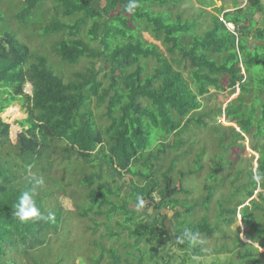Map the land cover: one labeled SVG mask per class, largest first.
I'll list each match as a JSON object with an SVG mask.
<instances>
[{
    "label": "trees",
    "instance_id": "16d2710c",
    "mask_svg": "<svg viewBox=\"0 0 264 264\" xmlns=\"http://www.w3.org/2000/svg\"><path fill=\"white\" fill-rule=\"evenodd\" d=\"M97 1L52 0L51 11L46 0H16L18 5H12L24 26L40 16V39L56 34L51 54L61 64L70 68L81 60L89 62L72 81L65 82L48 68L42 52L30 51L0 27V264H23L16 258L20 256L31 264H43L28 254L44 247L49 251V236H56L61 226L58 195H68L65 188L69 185L88 190L84 208L72 204L73 212L82 218L89 214L104 217L107 222L118 216L115 225L133 239L124 246L132 248L126 249L125 257L109 251V264H129V258L135 264H171L173 256L165 255L168 244L182 251L184 260L227 253L225 245L205 250L198 244L190 247L187 241L177 242L185 228L199 233L201 239L217 232L205 217L194 224L179 220L194 209L178 197L190 193L182 186L184 180L206 167L202 163L207 153L211 165L203 178L205 196L198 206H207L226 180L229 190L217 205V219L230 225L241 207L243 236L249 243L239 241L237 229V259L223 264H264V253L258 252L264 249V184L253 180L257 166L264 172V5L247 0L250 4L242 8L225 13L217 9V15L199 11L196 18L182 21L181 13L171 12L181 0H136L138 7L132 13L125 11L129 0H104L102 7L95 6ZM198 2L205 8L212 5L210 0ZM60 16L77 18L66 24ZM83 30L87 40L80 38ZM151 61L154 66L150 68ZM27 84L31 95L24 92ZM227 89H237V97L225 106L224 102L211 106V100ZM16 102L24 106L26 117L16 122L21 131L11 144L10 125L1 115ZM200 130L213 135L214 145L197 141ZM245 137L258 155L254 172L252 167L239 168L237 159L229 158L234 149L245 151ZM171 154L172 160L162 171V160ZM51 155L57 156L59 181L49 180ZM41 157L44 165L38 167ZM189 157L191 165L181 167L173 177L178 160ZM104 174L111 184L103 183ZM67 175L75 178L64 182ZM41 177L54 187L49 188L48 182L45 187L35 185L34 178ZM127 177L132 190L124 192L131 197H120ZM33 188L36 207L45 219L21 222L15 215L16 205L22 193ZM137 196L145 201L143 209L136 207ZM149 208L158 215L143 224L140 217ZM175 208L171 237L163 211ZM49 213L53 219H47ZM106 230L110 236H119ZM140 242L149 248L141 250ZM61 262L59 258L55 264Z\"/></svg>",
    "mask_w": 264,
    "mask_h": 264
},
{
    "label": "rangeland",
    "instance_id": "374dc122",
    "mask_svg": "<svg viewBox=\"0 0 264 264\" xmlns=\"http://www.w3.org/2000/svg\"><path fill=\"white\" fill-rule=\"evenodd\" d=\"M52 0H46V8L51 11L52 7L54 6V3L51 2ZM22 2V1H21ZM260 2L264 5V0H260ZM210 3L212 5L208 8H205L203 5H201L198 0H181V2L175 7L172 8L169 5V8L171 9L172 15L181 13V20L184 21L186 19H192L196 18L199 11H203L208 13L209 15H217L216 10H224L223 13L227 11H231L234 7L242 8L244 6H248L250 4V1L247 0H210ZM13 4H17L16 0H0V14L3 17V20L0 23V27H2V30L8 32L9 34L13 35L18 39L19 41L26 44L30 51L33 52H42V56L47 58L48 68L55 71V73L59 74L60 77L65 81H72L74 79V74L78 72H82L85 67L89 64L87 60H81L76 66H70L67 67L66 65H63L57 60L54 56L51 54V45H53L55 41L56 34L51 35L50 37L46 39H40L37 35L38 32H40L38 22L41 20L40 16L36 17V20H34V23H31V25H22L16 15V10L13 8ZM105 4L104 0H99L96 2V7H102ZM42 12V11H41ZM220 18L222 15H219ZM207 17V15H206ZM62 22L66 24H72L74 20L77 18H67L60 16ZM259 16L257 15L255 17L256 20H258ZM202 19V18H201ZM50 20H57L52 19ZM175 20V18H174ZM203 20V19H202ZM207 22V19L204 20ZM87 29V28H86ZM145 39L148 41H151L150 37L147 34H143ZM80 38L83 40L86 39V30H83V32L80 34ZM57 40V39H56ZM251 43V42H250ZM160 50H162L159 47ZM37 54V53H36ZM39 55V54H37ZM49 56V57H48ZM154 66V63L151 61L148 63V67ZM24 92L28 95H31V87L27 84L24 88ZM214 91H211L213 93ZM238 95V90L235 89V91L226 90L223 93H218L216 96V99L211 100V106L215 104L216 102H224L222 106H225L228 102L234 100ZM90 108L92 112H95L94 108V102L91 101ZM6 110H10L8 114ZM5 110V114L1 115L2 121L5 123V121H9V140L11 144H15L16 136L21 131V128L16 124L17 121L23 120L26 117V110L24 106L22 107L19 102H16L12 104L8 109ZM14 110L19 114V117L14 118ZM103 111V108L100 110ZM12 120V121H11ZM221 123H223L225 126L228 124L225 123L224 119H218ZM231 127H235V125H230ZM237 129V128H236ZM205 137V138H204ZM197 141L199 140L200 144L206 145V146H212L215 143V139L212 134L207 133L205 135L204 131L200 130V133L198 132V135L196 136ZM258 140L256 141V143ZM204 143V144H203ZM244 145V152L240 153L241 151H238L237 149H234V152L230 153L229 158L231 160L237 159V166L239 168H249L252 167V171H255L256 168V159L258 158V155L251 151L249 148V139L245 137V141L243 143ZM201 145V146H202ZM215 149V148H214ZM212 150V149H211ZM197 149L194 148V152H196ZM210 152V151H209ZM193 153V152H192ZM210 155L207 153L203 158V163L206 167L199 173L194 176L186 177L183 183V187L190 191L189 194L186 195H178L179 199L181 201H184L186 204H190L194 206V209L191 213L187 215H183L179 220L184 221V223H197L202 217H205L207 219V223L209 225H212L217 232L215 235H213L212 238H202L203 243L198 244L202 249L205 250H213L220 248V245L227 246L228 252H221L219 255L215 256H206L201 257L198 259H190L187 257L185 260L182 256V251L176 249L177 247L175 245H166V252L165 255L173 256L172 257V263L171 264H180L181 262L183 264H197V260L203 261V264H211L212 262H218V263H226L230 259L234 258L237 259L238 252L240 249L234 247V239L236 235V230H239L238 238L239 241L242 243L249 244L246 242L243 236V227L241 224V212H239L240 208H237L236 211V217L235 220L231 222L230 225H227L222 221V219H217L218 209L217 205L223 201L224 194L228 192L229 187H226L225 184L222 186L221 191H217L213 193V197L211 201L207 204V206H198V204L201 202L202 197L205 196L203 186H204V180L203 178L207 174V168L211 165ZM173 158V154H171L166 159L162 160V171L166 170L170 161ZM51 163H52V169L49 170L50 172V178L49 180L53 182V179H56L59 181V173L60 170L56 167L57 165V156L51 155ZM186 162V163H184ZM191 157H189L187 160L180 159L177 162V165L173 168L172 176L177 177V170H179L181 167H186L187 165H191ZM43 159L42 157L39 158V160L36 161V165L38 167H42ZM55 168H53L54 166ZM187 166V167H188ZM226 173H220V176L225 175ZM232 175L231 172H229V177ZM75 178V177H74ZM74 178L71 179L70 176H66L64 179V182H71ZM107 177V175L104 174L103 176V183L108 182L111 184V179ZM231 179V177H230ZM246 179V177H244ZM124 186L125 188L120 191V197L127 196L131 197L130 195L126 194L124 190L131 191V185L129 183L128 177L124 180ZM21 182V181H20ZM48 182L47 180L44 181V187L45 183ZM228 185V184H227ZM48 187H54V185L50 182H48ZM95 187V186H93ZM65 188V187H64ZM56 189H59L56 187ZM67 190L68 195L61 196L59 193L58 195V201L60 202V205L62 207V218H61V226L58 231V234L56 236L50 235L49 236V251H46L47 247L38 249L36 251L30 252L28 254L29 257L35 258L36 260H41L43 264H55L58 259L60 258L62 262L60 264H109L111 263V258L109 251L113 250L121 257H125V251L126 249L130 251L131 247H124L125 244L131 245L133 243L132 238H128V232L127 230H120L115 225V222L120 219L118 216H112L111 220L107 222V219L104 217H96L93 214H89L88 217L82 218L77 213L73 212L74 208L73 205L79 206V208H84L86 204V193L88 190L81 188L79 185H69L65 188ZM223 192V193H221ZM256 192H259L257 189ZM255 192V193H256ZM254 193V195H255ZM264 195V193H263ZM240 196V195H239ZM234 198V197H233ZM158 199V197H156ZM77 201V202H73ZM249 200L245 201L244 206L247 205ZM55 204V203H54ZM73 204V205H72ZM56 206V205H54ZM53 206V207H54ZM191 207L187 205V208ZM105 209V208H104ZM178 208H175L174 210H168L163 211V214H166L167 219L165 221L166 230L169 232L171 237H173V227H174V221L173 218L176 217V211ZM179 210L183 211L182 208H179ZM145 217H140V221L143 222V224L151 223L154 221L156 216L158 215L153 211L152 208H149L143 212ZM142 218V219H141ZM94 221V222H92ZM98 224V226L96 225ZM109 228L114 233L119 234L118 237L110 236L107 233L106 228ZM201 239V238H200ZM170 246V247H168ZM255 248L257 247L254 245ZM139 247L141 250H147L149 248V245L144 244L143 242L139 243ZM236 248V249H235ZM101 250H104L102 253ZM134 252V251H133ZM258 252L260 254L264 253V249H258ZM164 255V256H165ZM19 259L23 264H31V262H28L24 259V256L16 257ZM96 259L97 262L93 263L90 260ZM129 264H135L136 262L129 258L127 260ZM124 264V263H123Z\"/></svg>",
    "mask_w": 264,
    "mask_h": 264
},
{
    "label": "clouds",
    "instance_id": "9594fccd",
    "mask_svg": "<svg viewBox=\"0 0 264 264\" xmlns=\"http://www.w3.org/2000/svg\"><path fill=\"white\" fill-rule=\"evenodd\" d=\"M138 7V3L136 0H129V3L125 6V11L128 13H132L135 8ZM229 30H233L231 24L226 25ZM237 90V89H236ZM253 180L258 184H264V172H261L257 166V170L254 172ZM35 185L43 186L44 179L41 177L40 179L34 178ZM35 193V188L29 191H24L22 195L19 197V202L16 205L15 215L21 222L27 220H36V219H45L40 210L36 207V202L33 199V195ZM138 203L136 207L138 209H143L145 206V201L142 196H137ZM54 216L52 213H49L47 219H53ZM188 242L190 247H195L197 244H202L203 240L200 239V234L197 232H193L190 228H185L182 237L177 238V242L180 244ZM193 259H198V257H194Z\"/></svg>",
    "mask_w": 264,
    "mask_h": 264
},
{
    "label": "bare ground",
    "instance_id": "6f19581e",
    "mask_svg": "<svg viewBox=\"0 0 264 264\" xmlns=\"http://www.w3.org/2000/svg\"><path fill=\"white\" fill-rule=\"evenodd\" d=\"M9 111H7V113L5 114V116L8 114ZM3 116H4V114H3ZM17 117H19V114L14 110V118H17Z\"/></svg>",
    "mask_w": 264,
    "mask_h": 264
},
{
    "label": "water",
    "instance_id": "95a60500",
    "mask_svg": "<svg viewBox=\"0 0 264 264\" xmlns=\"http://www.w3.org/2000/svg\"><path fill=\"white\" fill-rule=\"evenodd\" d=\"M7 111H8V110H6V112H7ZM6 112H5V113H6ZM5 113H4V114H5ZM5 123L9 124V121L6 120Z\"/></svg>",
    "mask_w": 264,
    "mask_h": 264
}]
</instances>
